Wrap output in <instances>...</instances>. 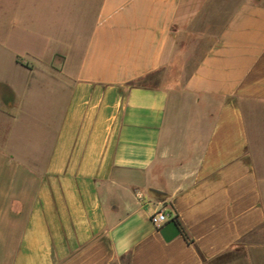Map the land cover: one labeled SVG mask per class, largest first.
<instances>
[{
	"label": "crops",
	"instance_id": "crops-1",
	"mask_svg": "<svg viewBox=\"0 0 264 264\" xmlns=\"http://www.w3.org/2000/svg\"><path fill=\"white\" fill-rule=\"evenodd\" d=\"M208 1L64 0L83 46L44 70L12 53L35 82L0 64V264H264V4L182 83L131 85L176 70ZM42 3L0 0V30Z\"/></svg>",
	"mask_w": 264,
	"mask_h": 264
},
{
	"label": "rangeland",
	"instance_id": "rangeland-1",
	"mask_svg": "<svg viewBox=\"0 0 264 264\" xmlns=\"http://www.w3.org/2000/svg\"><path fill=\"white\" fill-rule=\"evenodd\" d=\"M45 0H35L38 8L51 7L42 3ZM53 3L57 12H40L32 15V23L35 26L32 30L22 29L16 34L8 29L0 30V57L1 66L6 78L9 80H18L19 75L25 80L26 77L35 82V78L30 76L28 71L19 68L12 62V53L18 54L30 64L44 70L50 63L58 66L61 59L53 57V52L65 50L64 40L68 37L75 45V48L83 46L87 38V29L68 31L64 29L69 18L75 15L68 14L64 11L62 2L64 0H54ZM246 0H209L196 19L193 28L194 31L183 41L181 47V60L176 65V70L165 72V76L160 74L154 77H148L140 81L142 84H158L167 82V84L182 83L192 72L196 62L202 56L208 46L216 39L221 28L223 27L228 13L231 12L238 4ZM264 4V0H258ZM36 18H35V17ZM50 26H53L50 28ZM68 39V40H69ZM40 78L36 79V85L39 84ZM20 128V127H18ZM13 131V129H12ZM21 131V130H19ZM18 131V132H19ZM26 133L22 130V133Z\"/></svg>",
	"mask_w": 264,
	"mask_h": 264
},
{
	"label": "built area",
	"instance_id": "built-area-1",
	"mask_svg": "<svg viewBox=\"0 0 264 264\" xmlns=\"http://www.w3.org/2000/svg\"><path fill=\"white\" fill-rule=\"evenodd\" d=\"M150 220L156 227H159L168 221V216L161 211H157L151 215Z\"/></svg>",
	"mask_w": 264,
	"mask_h": 264
},
{
	"label": "trees",
	"instance_id": "trees-1",
	"mask_svg": "<svg viewBox=\"0 0 264 264\" xmlns=\"http://www.w3.org/2000/svg\"><path fill=\"white\" fill-rule=\"evenodd\" d=\"M140 85V82L137 81L135 83H131V85ZM176 221V220H175ZM178 228H179V231L181 232V234L183 235V237L185 238V240L188 242V243H193V241L189 238V236L187 235L185 229L182 227V225H180L178 222H176Z\"/></svg>",
	"mask_w": 264,
	"mask_h": 264
}]
</instances>
